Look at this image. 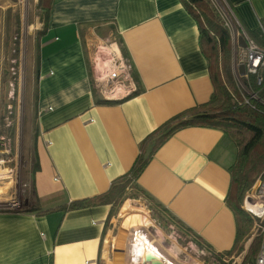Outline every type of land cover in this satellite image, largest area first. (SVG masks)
<instances>
[{
    "label": "crops",
    "instance_id": "obj_1",
    "mask_svg": "<svg viewBox=\"0 0 264 264\" xmlns=\"http://www.w3.org/2000/svg\"><path fill=\"white\" fill-rule=\"evenodd\" d=\"M227 1L260 42L264 0ZM39 27L36 210L31 198L26 210H0V264H100L110 204H68L105 192L129 170L146 135L208 101V60L184 0H53ZM92 35L98 53L111 36L125 47L132 78L124 95L97 94L85 46ZM234 153L222 131L184 127L159 147L137 180L217 253L232 246L235 234L224 203Z\"/></svg>",
    "mask_w": 264,
    "mask_h": 264
},
{
    "label": "rangeland",
    "instance_id": "obj_2",
    "mask_svg": "<svg viewBox=\"0 0 264 264\" xmlns=\"http://www.w3.org/2000/svg\"><path fill=\"white\" fill-rule=\"evenodd\" d=\"M206 1L217 14L218 6L215 8L214 3L221 0ZM40 7V0H0L1 211L26 210L29 207L28 199L31 198V207L34 200L32 179L36 161L34 143L37 132L35 69L38 29L44 13ZM16 17L18 23H15ZM217 19L223 25L218 14ZM92 38L99 40L95 35H92ZM113 39L118 42L111 36L103 40L104 45ZM92 43L95 45L94 41ZM110 53L111 48L105 47L103 52H97V57L101 61L109 59ZM233 63L234 59L231 60L230 53L232 81ZM126 86V82L122 86L112 83L102 84L95 89L100 97H119L127 92ZM262 174L264 170L255 178L241 201L242 210L251 219V227L240 251L226 256L208 250L202 242L197 243V238L174 219H169L168 222L163 218L158 219V224L151 217L146 198L139 192L138 198L127 197L120 205L114 206L112 217L106 221L101 245L103 259L100 264H142L146 252L154 254L163 264H241L252 240L257 238L260 244L264 240V218H253L252 214L244 209L245 202H248L245 200L247 192L257 204L264 200L252 193ZM133 192L135 191L129 190L127 194ZM123 206L126 209H122ZM258 211L259 214L264 212L260 208ZM255 258L250 264H254Z\"/></svg>",
    "mask_w": 264,
    "mask_h": 264
},
{
    "label": "trees",
    "instance_id": "obj_3",
    "mask_svg": "<svg viewBox=\"0 0 264 264\" xmlns=\"http://www.w3.org/2000/svg\"><path fill=\"white\" fill-rule=\"evenodd\" d=\"M52 2L53 0H40L43 15L46 14ZM184 2L198 24L201 50L209 64V78L213 90L208 101L173 115L146 135L139 144V154L129 170L111 181L105 192L90 198L71 201L67 207L76 209L96 204H110L112 212L114 206L120 205L127 197L138 198L137 193L140 192L148 202L146 206L152 219H155L158 224H160L158 219L163 218L167 222L169 219H174L197 238V243H200L199 237L173 217L164 205L139 185L137 180L155 152L177 130L184 127L217 129L223 132V137L235 148L234 160L227 167L229 183L224 197V203L234 218L235 234L232 246L221 253L231 256L243 248L244 240L251 227V219L241 208L242 198L253 185L255 178L264 170V105L256 104V107L252 108L240 101L239 93L232 81L229 33L219 23L217 14L208 2L206 0H184ZM15 23H18V17ZM120 49L123 56L128 58L122 44ZM100 102L110 101L100 100ZM36 170H38L37 157L34 172ZM129 190L135 192L129 195L127 194ZM122 209L126 208L123 206ZM31 210L36 208L31 207ZM163 228L165 229V226ZM259 245V239L252 240L241 264H250L258 253Z\"/></svg>",
    "mask_w": 264,
    "mask_h": 264
},
{
    "label": "built area",
    "instance_id": "obj_4",
    "mask_svg": "<svg viewBox=\"0 0 264 264\" xmlns=\"http://www.w3.org/2000/svg\"><path fill=\"white\" fill-rule=\"evenodd\" d=\"M221 2L217 1L214 4L215 8L218 6V17L223 24L222 26L228 31L229 39L231 38V60L234 59L232 72L240 101L252 108H255L256 104L264 105V28L262 26L260 28L261 41L259 42L245 29L228 1L221 0ZM239 37L244 42L243 46L240 45ZM92 41L93 39L90 37L85 38L94 88L102 84L111 85L112 83H118L122 86L131 78V65L128 58L123 56L120 44L114 40L108 42L105 46L111 48V58L101 61L97 57L98 47L93 45ZM240 66L243 68L242 74L239 72ZM247 193L245 200L248 202H245L244 209L252 214L253 218L261 220L264 218L262 215L264 212L259 214L258 208L264 210V200L257 204ZM252 193L258 195L259 198H264V174L258 178L256 189ZM249 204L256 205L255 211L250 209ZM254 264H264V240L260 244Z\"/></svg>",
    "mask_w": 264,
    "mask_h": 264
},
{
    "label": "water",
    "instance_id": "obj_5",
    "mask_svg": "<svg viewBox=\"0 0 264 264\" xmlns=\"http://www.w3.org/2000/svg\"><path fill=\"white\" fill-rule=\"evenodd\" d=\"M239 42H240L241 46L244 45V42H243L241 37H239ZM239 72H240V74L243 73L242 66H240ZM142 264H163V263H162V261L157 259L154 254H152L150 252H146L145 255H144V259H143Z\"/></svg>",
    "mask_w": 264,
    "mask_h": 264
},
{
    "label": "bare ground",
    "instance_id": "obj_6",
    "mask_svg": "<svg viewBox=\"0 0 264 264\" xmlns=\"http://www.w3.org/2000/svg\"><path fill=\"white\" fill-rule=\"evenodd\" d=\"M248 206L250 207V209H251L252 211H255L256 205H251V204H249Z\"/></svg>",
    "mask_w": 264,
    "mask_h": 264
}]
</instances>
